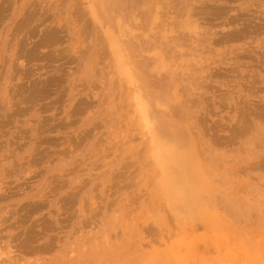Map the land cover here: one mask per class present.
Listing matches in <instances>:
<instances>
[{
    "label": "rangeland",
    "instance_id": "374dc122",
    "mask_svg": "<svg viewBox=\"0 0 264 264\" xmlns=\"http://www.w3.org/2000/svg\"><path fill=\"white\" fill-rule=\"evenodd\" d=\"M0 264H264V0H0Z\"/></svg>",
    "mask_w": 264,
    "mask_h": 264
},
{
    "label": "bare ground",
    "instance_id": "6f19581e",
    "mask_svg": "<svg viewBox=\"0 0 264 264\" xmlns=\"http://www.w3.org/2000/svg\"><path fill=\"white\" fill-rule=\"evenodd\" d=\"M170 173V172H169Z\"/></svg>",
    "mask_w": 264,
    "mask_h": 264
}]
</instances>
